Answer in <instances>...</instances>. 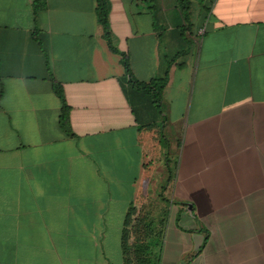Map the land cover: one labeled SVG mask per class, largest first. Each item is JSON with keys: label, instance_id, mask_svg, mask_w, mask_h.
<instances>
[{"label": "crops", "instance_id": "1", "mask_svg": "<svg viewBox=\"0 0 264 264\" xmlns=\"http://www.w3.org/2000/svg\"><path fill=\"white\" fill-rule=\"evenodd\" d=\"M191 1L108 0L137 79L182 53L140 124L97 0H0V264H264V0Z\"/></svg>", "mask_w": 264, "mask_h": 264}, {"label": "trees", "instance_id": "2", "mask_svg": "<svg viewBox=\"0 0 264 264\" xmlns=\"http://www.w3.org/2000/svg\"><path fill=\"white\" fill-rule=\"evenodd\" d=\"M179 0L181 4V10L185 16H189L191 0ZM98 2V17L104 28V37L107 40L109 47L114 52H120L113 44V38L111 34V28L108 21L109 3L108 0H97ZM41 5L36 3L35 10L39 11ZM148 8L153 13L156 23L160 20L162 13L161 0H148ZM190 24V22H189ZM190 27L182 25L176 28L179 32H186ZM122 55V62L125 68L127 86L124 90L131 101L133 113L136 116V120L140 124H153L161 122L163 116L162 109V97L165 87L169 80V74L171 66L176 62L177 57L182 53H176L174 58L169 55L165 57V68L163 72L156 77L152 78L149 82L140 81L137 79L131 69L130 57L126 52H120ZM53 87L55 93L59 96L62 102L60 123L61 126L68 132L70 131L69 117L71 107L67 103L63 85L56 80H53ZM163 122V121H162Z\"/></svg>", "mask_w": 264, "mask_h": 264}, {"label": "rangeland", "instance_id": "3", "mask_svg": "<svg viewBox=\"0 0 264 264\" xmlns=\"http://www.w3.org/2000/svg\"><path fill=\"white\" fill-rule=\"evenodd\" d=\"M199 1H201V0H199ZM176 2H177V4L179 3L178 2V0H176ZM187 1L186 0H184V3H186ZM203 2V7H202V9L203 10H205L206 9V7L205 6H207L208 5V2L207 1H202ZM179 7L181 8V4H179ZM168 9V11L170 12V9L171 8H167ZM185 17H189V16H185ZM191 18V17H190ZM163 42H165V39L163 40Z\"/></svg>", "mask_w": 264, "mask_h": 264}, {"label": "built area", "instance_id": "4", "mask_svg": "<svg viewBox=\"0 0 264 264\" xmlns=\"http://www.w3.org/2000/svg\"><path fill=\"white\" fill-rule=\"evenodd\" d=\"M199 31H200V33H203V31H204V28H200V30H199Z\"/></svg>", "mask_w": 264, "mask_h": 264}]
</instances>
